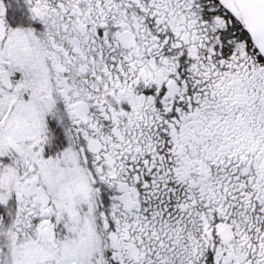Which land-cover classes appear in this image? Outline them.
Listing matches in <instances>:
<instances>
[{
  "label": "snow or ice",
  "instance_id": "6c2138e0",
  "mask_svg": "<svg viewBox=\"0 0 264 264\" xmlns=\"http://www.w3.org/2000/svg\"><path fill=\"white\" fill-rule=\"evenodd\" d=\"M0 0V264H264V0Z\"/></svg>",
  "mask_w": 264,
  "mask_h": 264
},
{
  "label": "flooded vegetation",
  "instance_id": "af4514ba",
  "mask_svg": "<svg viewBox=\"0 0 264 264\" xmlns=\"http://www.w3.org/2000/svg\"><path fill=\"white\" fill-rule=\"evenodd\" d=\"M12 2V7L9 10V16L11 18H15L19 15L18 9H17V3L16 0H11Z\"/></svg>",
  "mask_w": 264,
  "mask_h": 264
}]
</instances>
